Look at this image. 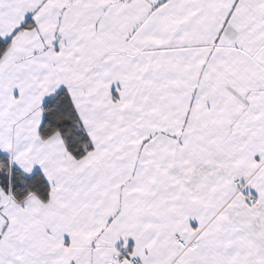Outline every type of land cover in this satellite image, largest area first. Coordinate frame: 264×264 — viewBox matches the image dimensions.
Wrapping results in <instances>:
<instances>
[{"label":"snow or ice","instance_id":"snow-or-ice-1","mask_svg":"<svg viewBox=\"0 0 264 264\" xmlns=\"http://www.w3.org/2000/svg\"><path fill=\"white\" fill-rule=\"evenodd\" d=\"M0 264H264V0H0Z\"/></svg>","mask_w":264,"mask_h":264}]
</instances>
